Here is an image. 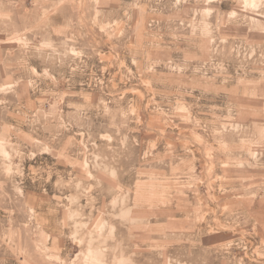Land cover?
I'll return each instance as SVG.
<instances>
[{
    "label": "rangeland",
    "instance_id": "374dc122",
    "mask_svg": "<svg viewBox=\"0 0 264 264\" xmlns=\"http://www.w3.org/2000/svg\"><path fill=\"white\" fill-rule=\"evenodd\" d=\"M0 264H264V0H0Z\"/></svg>",
    "mask_w": 264,
    "mask_h": 264
}]
</instances>
